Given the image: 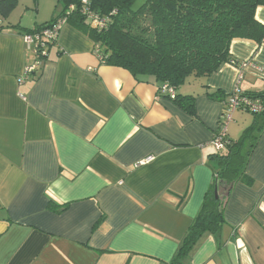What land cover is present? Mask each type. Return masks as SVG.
Instances as JSON below:
<instances>
[{"label": "crops", "instance_id": "0c3cea01", "mask_svg": "<svg viewBox=\"0 0 264 264\" xmlns=\"http://www.w3.org/2000/svg\"><path fill=\"white\" fill-rule=\"evenodd\" d=\"M13 1L0 17V264H169L212 184L223 103L236 91L264 93V40L232 41L238 65L185 83L178 92L193 97L189 114L155 85L101 64L94 43L66 22L47 60L24 76L35 62L24 29L59 12L56 0ZM255 20L264 26V8ZM261 128L264 114L236 109L226 136ZM261 132L219 232L184 264H264Z\"/></svg>", "mask_w": 264, "mask_h": 264}, {"label": "trees", "instance_id": "16d2710c", "mask_svg": "<svg viewBox=\"0 0 264 264\" xmlns=\"http://www.w3.org/2000/svg\"><path fill=\"white\" fill-rule=\"evenodd\" d=\"M56 1L60 5L57 17L24 29V35L65 19L94 43L101 64L128 71L137 83L155 85L160 98L170 99L189 114L193 97L178 92L185 83L199 82L224 64L238 65L229 54L232 41L260 45L264 40V26L255 20V11L264 8V0ZM13 7V0L1 1L0 17L6 19ZM54 44L48 45L44 61ZM163 86L173 89V98L161 91ZM250 97L264 103V93ZM262 114L264 110L254 116ZM262 129L257 135L248 130L238 141L228 140L225 151L214 155L217 168L210 189L169 264H184L205 234L219 232L230 192L239 181H248L246 166Z\"/></svg>", "mask_w": 264, "mask_h": 264}, {"label": "built area", "instance_id": "2783aa9c", "mask_svg": "<svg viewBox=\"0 0 264 264\" xmlns=\"http://www.w3.org/2000/svg\"><path fill=\"white\" fill-rule=\"evenodd\" d=\"M64 22L65 19L59 18L51 27L24 37L25 43L35 57L34 65L24 71V76L31 74L42 66V61L46 56L48 45L56 42L60 27ZM161 91L166 93L170 98L174 97V91L172 88L163 86ZM223 106L224 109L218 122L217 131L212 140V146L216 153L224 152L226 145L229 144L226 136V129L232 122V115L236 109L248 111L253 115H258L264 110V103L260 99L243 96L237 91L229 96L228 100L223 103ZM152 160L153 157H149L138 163L136 167L148 164Z\"/></svg>", "mask_w": 264, "mask_h": 264}, {"label": "rangeland", "instance_id": "374dc122", "mask_svg": "<svg viewBox=\"0 0 264 264\" xmlns=\"http://www.w3.org/2000/svg\"><path fill=\"white\" fill-rule=\"evenodd\" d=\"M25 1H31V0H20V4H23V3H25ZM54 2H55V0H53ZM32 7L30 6L29 7V9H31ZM54 8H56L55 10L57 11V12H59V10H60V5H57V7H54Z\"/></svg>", "mask_w": 264, "mask_h": 264}, {"label": "water", "instance_id": "95a60500", "mask_svg": "<svg viewBox=\"0 0 264 264\" xmlns=\"http://www.w3.org/2000/svg\"><path fill=\"white\" fill-rule=\"evenodd\" d=\"M215 198H217V196H215Z\"/></svg>", "mask_w": 264, "mask_h": 264}]
</instances>
